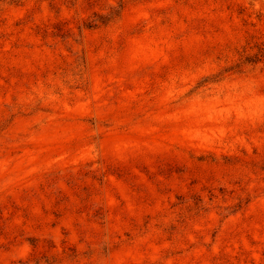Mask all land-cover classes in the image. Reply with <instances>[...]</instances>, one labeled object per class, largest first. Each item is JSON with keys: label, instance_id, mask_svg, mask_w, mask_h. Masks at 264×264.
<instances>
[{"label": "rangeland", "instance_id": "rangeland-1", "mask_svg": "<svg viewBox=\"0 0 264 264\" xmlns=\"http://www.w3.org/2000/svg\"><path fill=\"white\" fill-rule=\"evenodd\" d=\"M0 264H264V0H0Z\"/></svg>", "mask_w": 264, "mask_h": 264}]
</instances>
